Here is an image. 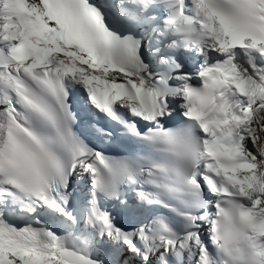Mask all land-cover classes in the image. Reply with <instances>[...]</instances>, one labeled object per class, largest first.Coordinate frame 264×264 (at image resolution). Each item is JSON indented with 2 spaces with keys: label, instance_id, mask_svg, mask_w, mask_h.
Here are the masks:
<instances>
[{
  "label": "bare ground",
  "instance_id": "bare-ground-1",
  "mask_svg": "<svg viewBox=\"0 0 264 264\" xmlns=\"http://www.w3.org/2000/svg\"><path fill=\"white\" fill-rule=\"evenodd\" d=\"M104 2L111 3L112 0H104ZM189 8L192 13L197 17L198 30L193 36V42L187 53L191 51V56L194 59V63L197 62L202 56L204 59L207 58L208 52L215 49V44L212 41V37L216 34L217 27L213 22L209 12L204 8L203 2H197L195 0H189ZM28 14V20L34 23L33 28L40 27V31L37 33L43 36H47L48 44V54L43 62H37L39 64L40 70H51L53 72L59 73L61 70L57 68H48L47 63L51 60L56 59L58 62H62L60 58H55L54 54H50V51H64L67 57H72L76 60L79 65L75 66L76 71L73 72L72 76L68 78L70 87L75 90L86 89L88 90V85L86 84V79L83 77L85 75L91 76L95 79V82H118L122 83L125 81H134L140 88L141 94H147L152 85V81L148 80V75H128V74H115L110 72L106 67H101L100 65L89 61L86 57L79 55L71 48H64L60 45L59 40L51 34V29L49 26L42 21L41 15L38 13L37 8L29 0H26L25 5ZM105 12H110L105 8ZM206 25L214 28L215 33L211 34ZM184 31V30H183ZM148 37L150 38V30H147ZM180 35L179 37L183 36ZM151 41V39H150ZM163 41V40H162ZM212 44H211V43ZM168 49L167 47H162L158 50V55H161L164 51ZM194 51V53L192 52ZM81 64H85L88 68L83 67ZM247 67V66H245ZM248 73L243 75L244 88L246 90V100L252 104H261L264 107V73L255 72L252 68L247 67ZM91 70H94L93 72ZM92 73H90V72ZM146 73V71H144ZM251 77L247 82V78ZM123 80H121V79ZM249 79V78H248ZM176 101L180 102V96L173 97ZM127 104L123 101L118 104V109ZM3 106L4 103L0 101V134L2 131V120H3ZM256 121L260 122L261 119L256 115ZM252 142H256L258 148L260 149V156L256 153H246L244 155V161L249 165L254 164H264V136H257V138L252 139ZM248 151V150H247ZM91 161L87 159L84 161L81 168H78V174L84 175V180L86 181L88 177H93L94 172L91 170ZM88 170H85V169ZM85 170V171H84ZM84 171V172H82ZM250 174V173H249ZM249 174L238 172L237 176L232 177V179H237L238 184L234 187L238 190L246 192L254 198L259 197L260 194L264 198V192L260 193L257 188L248 189L243 187L239 181L248 177ZM78 204L76 205L77 212L79 214L78 227L76 229H69L67 225H64L62 230H59L55 234L48 233L46 231L47 227L42 225H36L27 218L14 217L15 220H20L26 225V230L28 233L17 239L15 234L10 231L9 233L3 234V242L0 244V264H66L62 262L56 253V248L68 247L72 248L78 252L92 257L94 260L101 261V264H131L128 258H125L120 248H124V244L120 240H125L124 232H120V237L116 242H113L112 246H109L107 238L102 235V222L98 220V214L94 211L86 210V204L84 199L89 198L84 184L78 185ZM262 199V198H261ZM263 200V199H262ZM136 202V201H135ZM137 203V202H136ZM136 211H142V214L136 213ZM257 216L261 221L264 222V201L258 204V208L255 209ZM148 213L145 212L144 208L136 206H128L121 210V219L126 225H132L136 221H144ZM10 217V216H9ZM124 226V225H123ZM137 227H141L140 224ZM117 229H114L115 232ZM115 237V234L113 236ZM124 254V253H123ZM126 256V255H125ZM151 263H156L154 258H150Z\"/></svg>",
  "mask_w": 264,
  "mask_h": 264
},
{
  "label": "rangeland",
  "instance_id": "rangeland-1",
  "mask_svg": "<svg viewBox=\"0 0 264 264\" xmlns=\"http://www.w3.org/2000/svg\"><path fill=\"white\" fill-rule=\"evenodd\" d=\"M211 43V42H210ZM212 44V43H211ZM59 58L64 59L68 62V65L75 68L76 65H78V62L74 61V62H70V58L64 57L62 54H57ZM66 64V63H64ZM83 67H87L86 65L82 64ZM93 72V70H91ZM90 72V71H89ZM90 72V73H92ZM87 76V75H85ZM88 77V76H87ZM84 78V77H83ZM249 78V79H248ZM247 78V82L252 79L251 77ZM249 140V139H248ZM250 144L248 143V145L252 146V148H254V152H256L257 156H260V149L257 146L256 142H252L251 139L249 140ZM250 181H251V188L255 187L258 189V191L260 193L264 192V164H255L253 166V170L250 172L249 176L247 177ZM252 197V196H251ZM257 198V197H256ZM263 200H262V199ZM258 199L263 202L264 198L263 196L260 194V196L258 197ZM121 241V240H120ZM122 243L124 244V248H120V251L122 253V255L125 258L131 257L132 256V249L130 247L127 246V242L125 240H122ZM124 253V254H123ZM126 255V256H125Z\"/></svg>",
  "mask_w": 264,
  "mask_h": 264
},
{
  "label": "water",
  "instance_id": "water-1",
  "mask_svg": "<svg viewBox=\"0 0 264 264\" xmlns=\"http://www.w3.org/2000/svg\"><path fill=\"white\" fill-rule=\"evenodd\" d=\"M56 253L59 259L66 264H100L97 260L75 252L72 249L58 248Z\"/></svg>",
  "mask_w": 264,
  "mask_h": 264
}]
</instances>
